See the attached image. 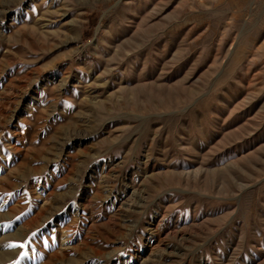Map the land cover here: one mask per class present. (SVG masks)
I'll return each instance as SVG.
<instances>
[{
    "label": "rangeland",
    "instance_id": "1",
    "mask_svg": "<svg viewBox=\"0 0 264 264\" xmlns=\"http://www.w3.org/2000/svg\"><path fill=\"white\" fill-rule=\"evenodd\" d=\"M5 3L0 264H264V0Z\"/></svg>",
    "mask_w": 264,
    "mask_h": 264
},
{
    "label": "bare ground",
    "instance_id": "2",
    "mask_svg": "<svg viewBox=\"0 0 264 264\" xmlns=\"http://www.w3.org/2000/svg\"><path fill=\"white\" fill-rule=\"evenodd\" d=\"M15 1V0H14ZM17 1V4H22L25 0H16ZM16 4V3H15ZM8 4L5 3L3 4V6H1L2 8L0 9V14L3 16V15H6L8 13V11L6 10ZM144 262V261H143Z\"/></svg>",
    "mask_w": 264,
    "mask_h": 264
}]
</instances>
